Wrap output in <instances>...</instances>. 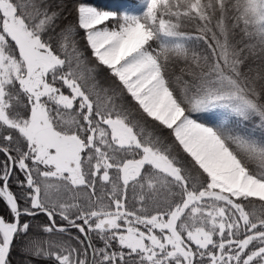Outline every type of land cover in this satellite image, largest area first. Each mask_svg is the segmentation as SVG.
Instances as JSON below:
<instances>
[{"label":"snow or ice","instance_id":"6c2138e0","mask_svg":"<svg viewBox=\"0 0 264 264\" xmlns=\"http://www.w3.org/2000/svg\"><path fill=\"white\" fill-rule=\"evenodd\" d=\"M134 7L0 0V264H264V0Z\"/></svg>","mask_w":264,"mask_h":264},{"label":"trees","instance_id":"16d2710c","mask_svg":"<svg viewBox=\"0 0 264 264\" xmlns=\"http://www.w3.org/2000/svg\"><path fill=\"white\" fill-rule=\"evenodd\" d=\"M92 2L105 10H112V11H123L126 10L134 5H136L140 0H92ZM252 131L256 132V128H251ZM40 220L45 219L43 216L39 217ZM75 234V233H74ZM13 259L15 261H19L24 259L18 252L13 254Z\"/></svg>","mask_w":264,"mask_h":264},{"label":"rangeland","instance_id":"374dc122","mask_svg":"<svg viewBox=\"0 0 264 264\" xmlns=\"http://www.w3.org/2000/svg\"><path fill=\"white\" fill-rule=\"evenodd\" d=\"M139 3V2H138ZM135 6V5H134ZM134 6H132V7H130V8H132L133 10H135V7ZM140 6L142 7V3L140 4ZM129 9V8H128Z\"/></svg>","mask_w":264,"mask_h":264}]
</instances>
